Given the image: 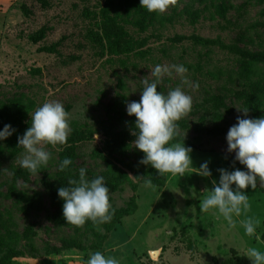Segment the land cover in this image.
Returning a JSON list of instances; mask_svg holds the SVG:
<instances>
[{
  "label": "rangeland",
  "instance_id": "obj_1",
  "mask_svg": "<svg viewBox=\"0 0 264 264\" xmlns=\"http://www.w3.org/2000/svg\"><path fill=\"white\" fill-rule=\"evenodd\" d=\"M213 6H219L222 15ZM189 7L200 11L195 23L186 14ZM104 10L108 11L106 0H0V104L32 101V113L45 102L59 101L68 113L70 133L77 126L97 129L102 124L132 134L135 116L126 113V105L140 100L142 80L153 79L150 73L157 64H183L187 78L199 83L195 90L184 86L193 105L176 122L181 138L177 143L192 148L193 167L182 177L165 174L163 186L145 188L133 172L135 190L128 185H107L115 210L130 203L137 209L95 250L88 248L94 241L83 227L66 223L62 209L51 203L48 189L68 186L69 179H78L81 167L88 169L89 179L105 178L106 161L114 160L105 148V137L96 133L89 142L78 144L72 165L63 172L59 171L60 153L66 144L46 146L53 159L35 175L18 166L22 147L14 155L4 152L0 157V212L6 218L10 211L14 225L9 227L20 239L0 243V259L8 257L6 264H86L90 253L101 251L120 264H242L244 256L233 247L234 241L264 252V187L259 183L256 190H246L250 210L234 217L236 228L231 231L215 210L200 212V201L211 192L213 180H219L218 169L246 170L235 161V153L227 151L229 128L238 115L245 118L236 109L245 106L244 78L231 79L228 72H242L239 60L250 57L234 56L221 46H202L198 41L219 40L264 57V1L177 0L159 14L163 22L154 20L144 30L129 21L124 24L134 45L128 55L115 54L105 44L103 49L96 45L94 32L102 30L95 23ZM259 66L260 75L251 78L261 77L264 85V61ZM179 84L180 77L174 73L157 90L167 94ZM247 118L259 117L249 110ZM131 142L130 160L142 170L149 169L150 165L139 163L144 154ZM205 162L210 177L196 173ZM15 169L28 173L15 180L16 187L28 195L36 193L39 200L27 213L17 210L15 197L7 196ZM248 217L260 221L252 237L245 235L239 223ZM62 238L75 239L86 248L65 247Z\"/></svg>",
  "mask_w": 264,
  "mask_h": 264
},
{
  "label": "clouds",
  "instance_id": "obj_2",
  "mask_svg": "<svg viewBox=\"0 0 264 264\" xmlns=\"http://www.w3.org/2000/svg\"><path fill=\"white\" fill-rule=\"evenodd\" d=\"M176 3L177 0H140L141 7L150 13L158 14L166 12ZM187 72L188 69L183 64H157L150 73L153 79L142 80L140 100L126 105V113L135 116L133 146L144 154L139 163L150 165L161 177L169 173L182 177L193 167L190 156L192 148L186 147L184 143H171L178 135L176 122L185 117L193 105L192 97L183 90L184 86L194 90L199 88L198 82L193 83L187 78ZM174 73L180 77V84L175 89H170L167 94L158 91V86H162L164 78H171ZM236 109L242 112L245 118L238 115L237 122L229 128L226 135L227 151L234 152L235 161L246 170L218 169V182L213 180L214 187L211 192L200 201V212L215 210L226 221L228 231L236 228L234 217H240L250 210L246 190L249 187L256 190L258 183L259 187H264V117L247 118L248 107L241 106ZM30 116L31 126L23 136L18 137V145L24 149L18 166L35 175L53 159L52 152L46 150V146L55 148L67 144L70 126L68 113L59 101L43 103L30 113ZM14 132L15 129L10 124L4 125L0 130V141L6 140ZM72 163L71 158L63 159L59 164V171H65ZM197 169L196 173L203 177L212 175L208 162L201 164ZM87 172L88 169L81 167L78 179H69L68 186L58 189V197L64 201V220L78 228L88 221L95 225L109 223L115 212L110 203L105 178L96 176L89 179ZM143 178V187L152 188V179L144 176ZM239 223L245 235L249 237L256 234L260 225L258 219L251 217L242 219ZM233 247L242 256L247 257L251 264H264V252L259 249L248 248L235 241ZM86 264H120V261L96 251L89 254Z\"/></svg>",
  "mask_w": 264,
  "mask_h": 264
},
{
  "label": "trees",
  "instance_id": "obj_3",
  "mask_svg": "<svg viewBox=\"0 0 264 264\" xmlns=\"http://www.w3.org/2000/svg\"><path fill=\"white\" fill-rule=\"evenodd\" d=\"M106 2L108 11L104 10L101 14V21L96 19L95 23L97 29L101 28L102 31L99 34L97 32L99 30L96 32H94L93 29L91 30L94 32L96 38L95 43L99 49H103L105 44L109 51L118 55H128L134 47L131 40L128 38L124 26L125 23L129 21L134 27H140L144 30L147 25L150 23L152 24L154 20L160 19L162 22L165 20L160 17L158 13H150L141 7L140 0H106ZM213 7L215 8L216 13L222 15L219 6ZM111 9L112 13H110ZM262 13L264 14V10ZM186 14L189 19L195 23L198 20L200 11L189 7L187 8ZM167 21L171 22L172 19L169 18ZM198 41L200 43L197 41L196 43H199L202 46H221L234 56L245 57L248 55L250 57L246 61L243 58L239 60L242 63V72L230 71L228 74L231 79L233 76H243V81H241V79L240 81L245 88L242 92V96H244L245 100L244 105L249 108L254 116L259 118L263 117L264 85L260 84L259 81L262 78L258 77L257 81H255L251 76L260 75L259 63L264 61V57L262 55L249 54L248 52L241 50L235 44H223L219 40L198 39ZM130 49L132 50L128 51ZM32 107V101L22 102V100L14 102L11 105L0 104V130H2L6 124H10L15 129V132L10 137L6 140L0 141V157L4 152H8L9 155H14L20 150L18 137L23 136L27 128L31 126L30 111L32 110ZM96 133H100L105 137V148L108 149L109 155L114 157L112 162L107 160L105 165V180L109 187L123 188L125 185H128L135 190L136 183L133 182V178L130 177L131 172H133V177L139 182H144V178H140V175L143 174V176H148L152 179L153 185L163 186L165 184V175L162 177L159 176L157 171L152 167H149L147 170H142L138 164H135L130 160L129 154L130 150L133 148L131 141L135 140L133 134H129L125 131L117 132L111 127L102 124H99V128L97 129H93L87 125L74 127L68 136V142L63 152L60 153V162L65 158H71L73 161L76 146L81 143L89 142L93 139V136ZM179 141H181V138L177 135L171 143H177ZM27 175V172L21 169H15L12 184L10 185L9 193L7 195L16 198L17 204L15 207L23 213H27L30 210L32 203L39 201L36 193L34 195H28L26 192L20 191L14 183L18 177ZM48 190L51 203L57 208L62 209L64 201L58 197V189L49 187ZM136 209V205L130 203L126 208L115 210L109 223L95 225L91 221L86 222L83 226L84 233L89 237H92L94 241V243L88 248L95 250L102 248L108 235L115 230L116 226L121 223L124 217L134 214ZM9 213L7 214L8 217L5 218L3 216L4 214L0 212V243L7 244L11 241L17 243L20 239L18 233L11 230L9 227L10 225H14ZM61 241L65 247H75L79 249L86 248L84 244L77 243L75 239L62 238ZM7 260L8 257H3L0 259V262L6 264ZM233 264L236 263L233 262ZM242 264H248V259L246 257H243Z\"/></svg>",
  "mask_w": 264,
  "mask_h": 264
},
{
  "label": "crops",
  "instance_id": "obj_4",
  "mask_svg": "<svg viewBox=\"0 0 264 264\" xmlns=\"http://www.w3.org/2000/svg\"><path fill=\"white\" fill-rule=\"evenodd\" d=\"M107 250V249H106Z\"/></svg>",
  "mask_w": 264,
  "mask_h": 264
}]
</instances>
